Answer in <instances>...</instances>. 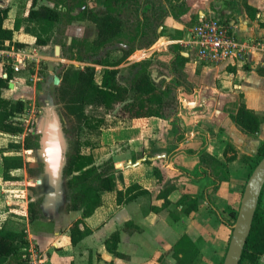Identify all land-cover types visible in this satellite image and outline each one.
Segmentation results:
<instances>
[{"label":"crops","instance_id":"crops-1","mask_svg":"<svg viewBox=\"0 0 264 264\" xmlns=\"http://www.w3.org/2000/svg\"><path fill=\"white\" fill-rule=\"evenodd\" d=\"M245 3L253 7L251 12L254 16ZM0 4L11 7L4 22L6 27L14 28L16 18H22L21 28L14 32L11 45L18 47L16 43L21 42L23 46H19L20 48L27 47L26 51H31L36 36L25 30L34 24L27 17L29 9L24 7V11L20 13L16 0H0ZM43 4L54 6L49 0ZM215 8L224 10L226 16L229 15L228 19L239 23L242 36L259 43V47L240 64L199 65L202 62L193 60L181 45L182 40L189 38L191 27L197 19L213 14ZM80 10L81 8L77 13ZM78 23H69L66 34L81 36L88 25L93 26L97 34L93 22L79 20ZM161 31L162 35L152 47L138 49V52L152 56L160 50L170 54L173 60L175 53L171 47L179 44L182 53H186L184 55L188 57V61L183 70L188 80L195 85L191 92L178 89L181 103L177 114L186 137L176 141L179 127L171 116L166 119L143 117L125 120L114 116L118 121L102 126L101 133L97 136L99 143L91 149L95 163L100 165L109 159L117 162L115 166L119 187L125 188L131 183L139 182L150 193L118 205L116 191H102V205L85 219L92 228V233L76 244L71 240L70 228L82 216V210H68L67 198L64 200L61 197L60 183L58 188L54 185V189L41 195L43 212L33 221H30L31 201L26 202L23 194L13 201L9 194L8 202L24 205L21 208L25 211V218L11 213H17L16 207L5 208L0 210V228L24 222L22 224L27 232L30 249L44 260V264H176L172 247L185 233L196 242L202 252L199 264H222L224 261L232 236L231 224L221 219L219 211L214 210L207 200H202L199 209L190 214L183 211L178 201L186 193L200 194L206 185L212 183L208 175L200 174L197 151L206 147L225 160L224 149L231 143L237 151V159L228 163L231 170L229 179L224 180L215 193H211V199L222 217L233 223L229 213L238 210L247 181V169L242 157L254 155L264 141V121L258 133L246 134L230 117V113L236 112L241 102L264 117V74L257 70L259 65L264 67V0H187V10L181 18L168 15ZM50 42L51 40L41 47H49ZM24 78L23 75L22 81ZM168 81H171L169 77ZM13 87H17L16 83ZM22 114L16 119L23 121ZM200 124L208 130H197ZM199 133L208 138L199 136ZM18 134L0 131V148L8 147L12 142L24 145L25 140L20 142L14 139L4 143L9 141L8 136L15 137ZM253 145L254 148L251 149ZM9 149L12 150L5 154H13L19 148ZM101 150L105 157L98 161L95 151ZM134 155L139 157L135 162ZM142 160L145 162H141ZM155 168H159L162 173L161 181H158L154 173ZM20 169H15L12 174L16 175V171ZM0 182L4 183L3 187L13 183L3 179L2 166ZM170 186L173 187L169 195L171 203L163 207L164 198H160L159 193ZM152 206L159 207V210H154ZM126 221H133L140 226V230L122 229ZM117 229H121L118 250L126 257L114 255L105 245L106 239Z\"/></svg>","mask_w":264,"mask_h":264},{"label":"trees","instance_id":"trees-1","mask_svg":"<svg viewBox=\"0 0 264 264\" xmlns=\"http://www.w3.org/2000/svg\"><path fill=\"white\" fill-rule=\"evenodd\" d=\"M38 1L30 0L27 17L34 24L25 29L26 32L36 36L38 44L46 45L49 42V33L58 23L67 25L75 20H89L96 25L97 34L92 41V48L98 54L114 42L126 45L121 48L123 55L116 61L110 60L108 56L97 61L104 66L100 82L96 80V67L93 65H88L85 68L63 67L59 75V98L66 112L75 120L73 127L65 129L70 135V142L66 152L63 178L66 179L68 191V210H82V216L76 219L70 228L71 240L73 244H76L92 233V228L85 219L102 205V191H116L118 205L126 204L140 195L150 193V190L139 182L131 183L125 188L119 187L114 161L109 159L104 164L97 165L91 151L93 147L90 148V151H86L82 134L90 132L98 136L102 126L107 122V116L112 114L123 120L143 117L166 119L169 117L168 109L173 104L178 89L183 88L188 92L194 89L183 70L188 57L182 53L179 44H174L171 47L175 53L172 60L175 79L165 84L159 83L152 75L150 69L153 64L152 57L134 63L135 66L140 67V71L127 84L120 81V70L117 67L136 50L152 47L162 35L163 31L159 30V27L163 25L165 17L172 14L176 19H180L187 10V0H105L106 11L104 13L97 12L88 4V0H49L54 3L53 7L44 4L38 5ZM245 6L248 11H252L251 5L245 3ZM77 8H81V10L74 14ZM10 9L9 5L0 4V49L13 44L14 32L21 28L22 18H16L14 28L4 25ZM16 45L23 46V43L17 42ZM4 68L0 65V131L18 134L24 131V123L17 120L16 117L25 112L26 101L23 98L11 100L2 95V90L9 87L14 78L13 67ZM258 71L264 74V67H259ZM4 72L7 73V76H4ZM230 117L246 134L258 133L264 121V117L245 102H241L237 111L230 113ZM176 120L179 127L176 141L179 142L184 138V131L178 119ZM23 146L26 149H40V134L36 133L26 137L24 145L12 142L8 147L0 148L4 180H18L19 177L13 175L12 171L23 168L26 164L21 155H9L5 152L12 150L9 148L18 149ZM197 152L200 158V174L208 175L212 179V183L206 185L200 194L186 193L182 195L178 205L182 206L186 214H190L199 209L202 200H207L214 210L219 211L221 219L233 226L234 222L230 223L222 217L220 210L211 199V193H215L221 183L229 179L231 170L228 163L237 159V151L231 143H228L223 152L225 160L208 151L206 147ZM263 156L264 141L258 146L254 155H243L242 159L247 169V181ZM154 173L158 181H161L160 169L155 168ZM172 190L173 187L170 186L160 191L159 197L164 198L163 207L170 205L169 195ZM263 199L264 188L240 264H261V259L264 257ZM152 208L156 211L159 210V207L156 206H152ZM29 210L30 221L42 215V196L29 203ZM229 214L236 220L238 210H233ZM122 229L135 231L140 230V226L133 221H126ZM120 233L121 229L115 230L106 239L105 245L108 251L114 255L126 257L118 250ZM29 247L30 243L25 228L16 230L7 225L0 228V264H28L24 254H29V252L24 249ZM172 252L176 264H199L202 258V252L196 242L186 233L173 245Z\"/></svg>","mask_w":264,"mask_h":264},{"label":"rangeland","instance_id":"rangeland-1","mask_svg":"<svg viewBox=\"0 0 264 264\" xmlns=\"http://www.w3.org/2000/svg\"><path fill=\"white\" fill-rule=\"evenodd\" d=\"M45 1L47 0H39L38 5H42ZM104 1L105 0H88V4L97 12L104 13L106 11ZM16 2L17 4H19L20 13L24 11V7L26 9H29L30 0H16ZM77 11H79V8L74 11V14H76ZM212 13L214 16L222 18H228L229 16H226V12H224V10L220 8H215V11ZM73 22L78 23L79 20H75ZM67 26L68 24L64 25L63 23H58L53 27L52 31L49 33L51 45L47 48L41 47L42 45L38 44L37 42H33V49L29 51L31 57L26 58L25 63L21 62L19 64L21 73L15 68L13 70L14 78L13 80H11V82L16 83L17 87L15 88L9 86L2 90V95L6 98H10L11 100L23 98L26 101V110L21 115L24 119L22 121L24 123V131L22 133H19L15 137L8 136L9 141L7 142L6 140L4 142L5 144L12 142L14 139L22 142L26 137L36 134L45 118L48 116L49 108H53L54 112L59 116L64 145L66 150L68 151L70 135L67 134L65 129H70L71 127H73V125H75V120L66 112V109L64 108V105L59 98L58 87L60 83H55V77H59L63 67L85 68L88 65H93L96 67V80L100 82L104 66L97 63V61L103 59V57L105 58L106 56H108L110 60L116 61L123 55V51L121 48L125 47L126 45L121 42H114L109 47H107V49L98 54V52H96L95 49L92 48V41L96 36V32H94L93 30V26L88 25L87 27H85L83 32L80 34L81 36L66 34L65 30ZM57 47H59L58 50ZM26 48H24L23 50L26 51ZM136 52H138V50H136L131 56H129L117 66L120 70L119 77L122 83L127 84L135 78L138 71H140V67L135 66L134 63L137 61H141L147 57L153 58V64L150 69L152 71L153 77L159 83L165 84L167 82V77H169L170 80L175 79L174 68L172 66V56L170 54H166L165 52L157 50L152 54V56L143 54L140 58H135L139 55V52L138 55ZM192 59L196 60V58ZM199 65L210 64L202 62ZM259 67L263 66L259 65L258 68ZM23 75L25 78L22 81ZM21 81L23 82L22 84L20 83ZM193 86H195L194 83ZM11 88L13 90H10ZM175 97L176 98L168 111L169 117H173L172 120L174 122H177L176 119H178L179 121L177 113L179 111L181 103V100H179L181 98L179 92H177V95ZM239 98L241 99L242 97ZM173 112L176 113L174 114ZM107 119V125L113 124L118 121V118L116 119L113 114L110 116L108 115ZM199 126L200 128H196L197 130H208V128L202 126L201 124ZM185 135L186 134L184 133V137H186ZM199 136H203L205 139L208 138L206 137V135H202L200 133ZM1 141L2 140H0V142ZM82 141L85 142L84 145L87 152L90 151L91 147H94L99 143L98 137L90 132H84L82 134ZM253 148L254 145L253 147H251V149ZM95 152L97 154L98 161L99 159H101L102 161L105 157L102 153V150L99 152ZM13 154L21 155L26 164L23 168L16 171V175L19 177L18 180L13 181V183L9 184L6 187H3L2 185L4 183L0 182V210H3L5 208L12 209L16 207L15 210L17 213H11L15 216L25 218V211L23 210V208H21L24 207V205H22L21 203L13 204V202H8V195L10 194V199L15 201L18 195L20 196V194H23L24 200L26 202H29L37 199L38 197H40L47 191L54 189L55 187L52 177L46 171L44 156L41 148L33 150L21 147L17 151H14ZM138 158V156L134 155V162L137 161ZM141 162H143V160ZM103 163H101L100 165H102ZM116 163L117 162H115V165ZM250 165L248 169L250 168ZM0 166H2L1 159ZM124 166H126V164H124ZM59 190L61 191L62 199L66 200L68 191L66 188V179L63 177L60 180ZM231 220L235 222V219H233L232 217ZM18 223L20 225H12L11 227L18 229L23 228L24 224L22 223L24 222ZM261 264H264V257H262L261 259Z\"/></svg>","mask_w":264,"mask_h":264},{"label":"built area","instance_id":"built-area-1","mask_svg":"<svg viewBox=\"0 0 264 264\" xmlns=\"http://www.w3.org/2000/svg\"><path fill=\"white\" fill-rule=\"evenodd\" d=\"M181 45L190 57L196 58V61L216 65L240 64L259 47V43L241 35L239 23L213 14L199 18L191 27L189 38L182 40ZM141 55L142 52L136 58H140ZM30 57L28 51L14 45L0 49V65L5 68L12 66L13 69L20 71L19 64L25 63L26 58ZM4 76H7L6 72ZM24 250L29 252L24 254L28 264H44V260L30 247Z\"/></svg>","mask_w":264,"mask_h":264},{"label":"water","instance_id":"water-1","mask_svg":"<svg viewBox=\"0 0 264 264\" xmlns=\"http://www.w3.org/2000/svg\"><path fill=\"white\" fill-rule=\"evenodd\" d=\"M161 29L162 26L159 27V30ZM55 83H60L59 77H55ZM13 86L14 83L10 82V87ZM37 133L40 134V144L46 171L52 177L53 184L58 188L63 177L67 150L64 145L59 116L54 112L53 108H49V114ZM263 188L264 156L254 168L246 183L238 216L232 226V236L228 250L222 264H240L245 245L252 230L253 219Z\"/></svg>","mask_w":264,"mask_h":264}]
</instances>
